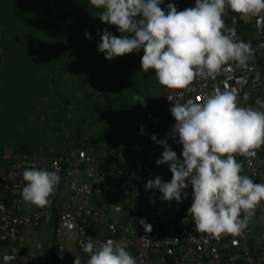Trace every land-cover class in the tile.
<instances>
[{
    "label": "clouds",
    "instance_id": "1",
    "mask_svg": "<svg viewBox=\"0 0 264 264\" xmlns=\"http://www.w3.org/2000/svg\"><path fill=\"white\" fill-rule=\"evenodd\" d=\"M162 3L164 0H89L95 16L122 34L118 37L105 29L98 51L111 61L142 49L143 72L155 70L160 85L171 90L187 89L198 77L214 78L230 62L246 66L253 57L251 43L236 39L224 16L231 11L241 19L255 18L257 27L264 29V0H196L194 8L182 11L171 3L164 11ZM85 37L91 39L87 32ZM132 100L145 105L139 94ZM257 104L264 109V101ZM170 111L176 123L168 139L182 145L183 159L167 139L158 141L152 135L164 149L156 164L169 165L172 179L164 182L156 176L145 190L159 191L165 202L183 203L191 187L192 204L185 220L191 216L197 231L216 237L242 234L249 217L264 202V183L242 174L243 166L236 157L254 158L264 148V110L241 106L234 90L217 88L196 101L174 103ZM22 177V198L39 207L50 206L59 175L33 164ZM139 223L147 233L152 232L146 221ZM82 247L89 254L87 264H137L122 242L109 239L101 243L89 237ZM75 256L74 264H82L79 253ZM15 259L7 253L0 256L2 264Z\"/></svg>",
    "mask_w": 264,
    "mask_h": 264
},
{
    "label": "built area",
    "instance_id": "2",
    "mask_svg": "<svg viewBox=\"0 0 264 264\" xmlns=\"http://www.w3.org/2000/svg\"><path fill=\"white\" fill-rule=\"evenodd\" d=\"M196 0H189L184 9L194 8ZM260 34L263 29L259 28ZM233 63L225 65L214 78H196L187 89L166 88L164 100L169 114L170 128L176 121L170 109L174 103L194 101L220 90L239 89L234 81ZM171 98L169 100L168 98ZM179 159L182 148H173ZM164 149L146 142L122 144L76 143L65 154L57 157H29L11 155L0 157V251L5 243L20 238L22 228H38L47 211L21 213L24 203L21 191L25 186L22 173L35 164L38 168L55 171L60 182L52 198L57 212L52 243V262L37 260L38 264H63V238L66 232L78 235L76 244L83 249L89 237L106 242H122L137 264H264V248L251 241L254 223L264 214V202L248 219L247 228L240 235L219 237L197 231L191 216L193 189L189 187L183 203L165 202L157 190H145L146 183L156 176L170 182L169 165L157 166ZM243 173L256 183H264V148L257 156L236 158ZM106 215V223L102 217ZM152 226L147 233L139 221ZM61 248L63 252H61ZM11 264H23L13 260Z\"/></svg>",
    "mask_w": 264,
    "mask_h": 264
},
{
    "label": "rangeland",
    "instance_id": "3",
    "mask_svg": "<svg viewBox=\"0 0 264 264\" xmlns=\"http://www.w3.org/2000/svg\"><path fill=\"white\" fill-rule=\"evenodd\" d=\"M60 4V0H52L50 6L54 7V15L59 24L67 26L65 29L68 39L81 31L80 14L86 11L85 7L91 14V18L96 17V10L91 11L89 0H70L66 7ZM96 19L101 23L97 17ZM100 34L102 35V29L94 37L97 46L90 47L91 51L94 49L93 55H96L97 59L90 57L88 60L85 57L84 61L80 59L82 45H78V42L76 45L72 43L68 52L64 53L63 46L59 47L62 40L58 39V43L52 46V51L47 52V54L54 53L52 55L54 59L51 62L48 57L42 59L45 65L51 68L50 77L43 74V79L38 81V75H33L30 68H27L28 72L23 71L22 76L27 77L25 74L29 73V79L31 76L33 80L30 79L28 87L20 81V85L17 86L18 95L24 94L26 98H30L29 93L30 96L33 94L31 96L33 98L37 96V93L40 95V101L32 100L34 103L28 104L30 108L32 107L31 110L26 107V104H22V97L16 98L15 92L13 94L10 91L6 96L0 93V145L5 146V150L22 148L23 152L33 151L34 157H42L56 150L67 149L71 141H75L74 143L92 141L93 134L99 135L96 137L98 142L103 141L99 139L111 137H116L115 139L119 141L152 140V135H156L158 141L167 139V142H171L168 135L163 134L166 87L160 85L156 79L155 70L143 72L142 56L138 58L134 56L132 60H126L127 66L122 65L126 63L121 62L119 58L111 61L106 58L101 59L99 56L104 54L98 51V45L101 43V38H98ZM64 54L68 56L67 62H69L72 80L67 83V87L62 85L67 81L64 74L66 72L61 76L54 74L63 70L64 67L61 69L58 63L62 61ZM2 58L9 62L12 57L7 54L0 55L1 62ZM89 60L96 70L112 72V76L107 81L108 95L104 93L105 89H100L96 95L86 98L84 88L80 87L78 79L76 80L78 73L86 70L83 69L84 63ZM134 94L141 95L145 99V105L133 102ZM114 96L126 98V101L116 104L121 110L119 112L111 110L95 112L94 108L89 107L94 98L99 97L102 103H106L109 102L108 97ZM142 127L143 135H141ZM77 134H81V137L75 138Z\"/></svg>",
    "mask_w": 264,
    "mask_h": 264
},
{
    "label": "trees",
    "instance_id": "4",
    "mask_svg": "<svg viewBox=\"0 0 264 264\" xmlns=\"http://www.w3.org/2000/svg\"><path fill=\"white\" fill-rule=\"evenodd\" d=\"M60 1V5L62 7H66L69 5L70 0ZM188 1L189 0H182V2H180L178 10H184L185 6L188 4ZM50 3H52V0H0V35H2V37H0V55L7 54L12 57L9 62L7 60H3V58L2 62L0 60V93L6 96L10 91L13 94L15 92L16 98L20 99V97H22V104H26V107L30 110L32 107L30 108L28 104L34 103L33 101H40V95H38L37 93V96H35V98L31 97L33 96V94H31L30 96V93L28 94L30 98H26L24 94L18 95L17 86L20 85V81L27 86L30 84V79L33 80V77L31 76L29 79V73L25 74L27 77H25L24 75L22 76L23 71L26 72L27 68H30L33 75H38V81H41V79H43V74H46L48 77L51 76V68L46 66L45 61L42 59L48 57V60L50 62L52 61V59H54L52 56L54 53L47 54V52L52 51V46L58 43V39L62 40L59 47L61 48L63 46L64 53L68 52V49L69 47H71L72 43L76 45V43L78 42V45H82L80 50L82 51L80 59L84 61L85 57L87 60L89 57L96 59L98 58L96 57V55H93L94 49L91 51L90 47L95 48V46H97L95 45L96 42L94 40V37H96L98 33H100L101 29L102 34L106 29L108 32L112 33L115 36L119 37L122 35L115 26L106 25L103 22L100 23L99 21H97L96 17L94 18L92 16L91 18V14L85 7L84 9L86 11H83L80 14L81 20L79 17L81 31H79L78 35H75L74 37L68 39L66 36L67 30L65 29L67 26L64 27V24H59L57 17L54 15L55 9L53 6H50ZM86 32L91 35L90 40L85 37ZM14 34L16 36H13ZM98 38H101V36H99ZM87 46H89V48H87ZM143 55L144 52L141 49V51L138 53L133 52L132 54L117 58H119L121 62L124 61L126 63V60H132L134 56H136L135 58H138L139 56L141 57ZM99 57H101V59H104L105 55ZM67 59V54H64V58L62 59V61H60V63H58L61 69L62 67H64L63 70H59V72L54 73L58 76H61L64 72H66L64 74L66 75L65 78L67 81L62 83V85L66 87L67 83H70L72 81L71 73L69 70V62H67ZM84 64L85 65L83 69L85 68L86 70L80 71L76 77V80L78 79L80 87L84 88L86 98L96 95L97 91H99L100 89H105L104 93H106L107 81L112 76V72H108L106 70L105 72L96 70V68L93 67V64L91 63V60H89V62L85 61ZM122 65L127 66V63ZM106 94L108 95V93ZM108 100L109 102L102 103L99 97H97L96 99L94 98L91 101L89 107L94 108L95 112H99L101 110H103L104 112L109 110L119 112L121 110L120 108H117L118 106H116V104L118 102L126 101V98L114 96L108 97ZM164 105L165 109L167 110L165 100ZM23 117L25 118V115ZM97 135L98 134H93V138L91 139L92 141L90 142H112L116 145L126 142H146L151 145H159L157 142L148 139L119 141L115 139L116 137H111L108 139L102 138L99 139V141H103L98 142L96 140V137H98L99 135ZM103 136L105 137V134ZM80 137L81 134L75 135V138ZM74 142L75 141H71V144L67 149H61L58 151L56 150V152H52L50 154L48 153L46 155L44 154L43 156H61L76 144ZM168 145L170 146L171 142H168ZM9 151L12 152L11 155H29V157H34L33 151L27 150L28 152H23L22 148H16ZM6 153H8V150H5V146L0 145V157H3Z\"/></svg>",
    "mask_w": 264,
    "mask_h": 264
},
{
    "label": "crops",
    "instance_id": "5",
    "mask_svg": "<svg viewBox=\"0 0 264 264\" xmlns=\"http://www.w3.org/2000/svg\"><path fill=\"white\" fill-rule=\"evenodd\" d=\"M180 2H182V0H164V3H162L160 7L162 10L167 11V4L171 3L178 9ZM233 18H235V23L233 22ZM224 21L228 28L234 29L236 39L243 40L246 43L250 42L252 48L255 50L253 57L248 61L246 66H240L235 62H231L235 67L234 81L239 89V94L237 95L239 103L241 106H252L258 110H264L260 109L259 104H257V101H264V29L263 33L260 34L255 18L241 19L231 11H227L224 16ZM163 119L166 128L163 134L166 136L172 130L169 125L170 118L167 110L164 112ZM170 147L172 149L182 148V145L171 139ZM53 203L54 202H51V205L48 207H39L24 200L20 209L21 213L31 214L46 210L47 215L43 217L38 228L25 225L17 241L4 244L2 251H0V256L5 253L14 255L16 257L15 260L23 264H38L36 259L45 260L48 263L52 262L51 251L54 240V227L57 221V212L55 210V204ZM106 218V215L102 217V224L106 223ZM254 227L251 239L260 249H263L264 214L255 220ZM77 239V234L72 232L65 233L63 238V264H74L76 253H79L82 264H87L89 254L84 253L83 249L77 246ZM0 264H2V261H0Z\"/></svg>",
    "mask_w": 264,
    "mask_h": 264
}]
</instances>
